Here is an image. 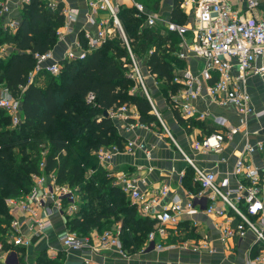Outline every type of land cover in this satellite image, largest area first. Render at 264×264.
Masks as SVG:
<instances>
[{
  "label": "built area",
  "instance_id": "2783aa9c",
  "mask_svg": "<svg viewBox=\"0 0 264 264\" xmlns=\"http://www.w3.org/2000/svg\"><path fill=\"white\" fill-rule=\"evenodd\" d=\"M29 0H20L27 3ZM50 10L58 8L59 0H44ZM135 9L136 15H144L145 24L148 27L161 25L165 31L175 32L179 35V44L176 54L180 60L185 61L183 68H174L169 82L180 86L175 93L166 97L170 106L185 118L197 117L204 119L210 117L214 129L205 133L201 138L191 143L194 150L207 152H221L226 140L242 131L243 136H248V116L252 114L256 119L264 115V109L253 110L251 97L247 90L250 77H260L264 88V0H181L180 7L187 5L191 26L177 23L148 9L137 0H129ZM91 12L104 10L106 19H100L98 27L90 32H84L85 44L77 39L75 51L68 47L60 57H54L51 50L33 54L35 58L34 72H46L56 75L61 68V60L83 59L89 53L100 47L106 40L111 39L116 33L124 41L130 62L128 63V77L134 82L130 93H141L149 102L152 113L159 120L166 137L177 146L183 159L193 170V181L199 185V192L181 199L172 195L166 202L162 200L169 194L167 182L160 185L158 191L152 196L142 191L139 187V175H131L127 172L116 175V184L121 192L128 197L138 211L149 219L154 220V227L148 232L145 245L138 249L141 253L153 243V248L161 250L171 247L158 241V237H167L168 230H177L182 213L194 214L200 203V196L205 197L203 211L214 217L222 219L219 222L222 235L230 237L237 235L243 237L247 231L253 233L255 243L260 244L259 252L249 257L247 264H264V136L262 140L254 143L245 141L241 151L237 155L231 170V179L223 177L217 180L216 173L200 167L181 147H179L166 125L147 89L144 76L141 72L142 63L132 53L119 19L120 4L118 0H88ZM9 11L7 0H0V16ZM64 16V23L57 29V38H63V34L71 30V24L75 20L76 11L72 9L60 10ZM93 23V19H89ZM18 25L16 19L6 21L7 29H14ZM0 45V57L6 51ZM6 46V45H5ZM152 51L150 50V53ZM201 58L203 66L199 71L191 68V60ZM145 65V64H144ZM151 74V73H150ZM151 76L155 79L154 75ZM31 81V78L28 80ZM155 82L157 80L155 79ZM159 82V81H158ZM162 83H167L165 79ZM205 93L211 102L232 105L238 114V123L232 124L227 119L208 115L207 112H198L192 101ZM85 101L94 103L93 92H88ZM134 107L131 103H123L106 109L107 115L113 120L128 121L135 114L130 110ZM0 109L10 117V126L17 127L22 122L20 113V98L14 96L7 87H0ZM133 124L148 127L138 119ZM125 128H128L126 125ZM255 132H258L255 130ZM262 133H264L261 130ZM137 148L143 149L141 143L132 140L123 141L119 146L115 143L101 145L94 150L99 164L108 162L117 152H133ZM48 148L41 143L31 158L38 160L35 172L29 173V185L25 193L19 196H8L4 203L11 213V221L5 241L13 245L26 246L33 236H43L53 227L51 215L57 212L65 217L76 215L85 201L84 193L79 186H71L67 181H59L55 170H46V155ZM146 152V157L148 156ZM259 154V158L256 156ZM257 157V160H254ZM94 172L93 168H87L85 173L89 177ZM113 171H108L110 177H114ZM232 180V181H231ZM201 205V204H200ZM42 210V214H40ZM236 218L237 223L232 226ZM196 222V221H194ZM27 224L28 231L22 232L23 224ZM196 223H194L195 225ZM119 227L106 229L101 232L86 234L64 228L57 233L58 246L45 247L47 257L57 259L60 253L79 251L84 253H102L113 250L122 260L121 264H130L132 255L124 250L119 238ZM208 247L206 243H202ZM212 249V248H210ZM7 252L0 240V253ZM8 253L15 254L13 251ZM21 264H35L24 261Z\"/></svg>",
  "mask_w": 264,
  "mask_h": 264
},
{
  "label": "trees",
  "instance_id": "16d2710c",
  "mask_svg": "<svg viewBox=\"0 0 264 264\" xmlns=\"http://www.w3.org/2000/svg\"><path fill=\"white\" fill-rule=\"evenodd\" d=\"M137 1L145 4V0ZM179 1L173 0L169 19L184 23ZM61 6L50 10L44 0L23 3L13 32L3 26L0 16V45L12 46L6 58L0 57V84L20 98L22 116V122L11 127L9 115L0 109V240L3 248H7L5 238L12 215L4 198L27 191L29 173L38 167V160L31 156L38 143L47 141L46 170H55L59 181L79 186L85 195L79 212L68 219V228L86 234L91 228L103 230L121 219L119 238L124 250L132 254L143 244L154 221L138 215L136 206L111 183V177L98 165L92 151L101 145L120 146L124 140L117 133L114 120L103 114L110 107L131 103L138 109V121L148 126L155 123L159 132L163 128L147 99L139 92L130 93L134 84L128 77L130 60L117 33L83 59L61 60L56 75L41 72L32 82L28 81L35 67L33 54L47 51L57 41L56 31L63 23ZM144 18L143 14L136 15L133 7L120 6L119 19L132 53L137 59L143 57L146 68L157 81L165 79L166 86L174 90L179 84H171L169 80L174 67L183 66L173 55L179 37L175 32L162 34L144 25ZM80 39L85 44L84 38ZM88 92H93L94 103L85 101ZM178 120L184 121L182 117ZM190 120L199 125V121ZM87 168L94 169L89 177L85 176ZM189 172L192 179L193 170ZM41 254L37 264L56 263L44 255L40 257ZM19 261L24 263L21 257Z\"/></svg>",
  "mask_w": 264,
  "mask_h": 264
},
{
  "label": "crops",
  "instance_id": "0c3cea01",
  "mask_svg": "<svg viewBox=\"0 0 264 264\" xmlns=\"http://www.w3.org/2000/svg\"><path fill=\"white\" fill-rule=\"evenodd\" d=\"M58 3L62 5L60 10L62 8L67 10L72 9V11H76V14L75 20L71 24V30L63 34L62 39L59 40L57 38L56 43L48 49L52 51L54 57H60L70 46L76 51L77 48L75 42L77 39L82 43L80 37L84 38V32L86 30L90 32L94 31L98 27L99 20L108 17L107 12L104 10L91 12L88 7V0H59ZM118 3L120 6L132 7L129 0H118ZM159 3L158 9L156 10H154V6H146V3L144 5L151 11H154L167 19L170 18L173 0H170L169 3H167V0H160ZM7 4L9 11L1 17L4 27L7 20L11 18L16 20L19 19L21 7L23 5L20 3V0H7ZM187 7V5H184L183 8L180 7L185 15V21L181 24L190 27L191 19L187 12ZM90 18L93 19V23L90 22ZM62 25L57 29H60ZM153 28L162 34L165 32L161 25H157ZM7 30L13 32L15 28ZM177 36L179 37V35ZM5 44L7 51L11 50L12 46L10 44L7 45V43ZM177 49L178 47L173 51V55L176 59L178 58L176 54ZM166 52H169V50H166ZM180 61H182L183 66H175V69H178L179 67L183 68L186 64L184 60ZM189 63H191V68L194 71H199L203 66L201 60H191ZM146 70L148 71V69ZM37 73L41 72L35 73L33 69L29 73L28 77L29 79L31 78L30 82L37 77ZM42 82L43 80L40 79L39 83ZM147 82L148 86L153 90V93H151V91L149 92L152 99L156 97L158 101L159 94L158 103L159 109H162V112L156 105L155 106L159 111L162 120H164L163 122L167 129L173 135L177 145L181 147L183 151L187 150L191 159H193L200 167L214 171L218 181L223 177L231 179V170L234 161L241 151L245 141L254 143L257 140L263 139L264 133H262L261 130L263 131L264 124H256L257 120L261 117L256 119L250 114L248 116L246 129L249 132L248 136H243L242 131H239L233 135L232 138L225 141L223 149L219 153L194 150L191 147L192 141L201 138L208 132V130H213V121L210 117L204 119L193 117V119L199 121V125L197 126L194 122H190V119L192 118L183 117L177 109H174L168 104L166 97L169 96V94L175 93L180 85L172 90L161 81L155 82L153 77L152 81ZM156 88L158 89L157 92L155 91ZM247 90L251 97L252 109H264V88L261 83V78L250 77L247 83ZM192 104L198 112H207L209 116L214 115L225 118L232 124L238 123V114L232 105H220L211 102L204 92L199 98L193 100ZM130 110L135 114V117L133 119H128V121L114 120L116 130L117 133L124 138L123 141L132 140L137 144L141 143L143 149L137 148L130 153H114L111 159L103 165L99 164L97 161L98 165L104 169L107 176H109L107 174L108 171H113V175L115 174L114 177H111V183L113 184V181H116V175L121 173L127 172L134 176L139 175L141 177V180H139V187L147 194V196H152L158 191L161 184L167 182L169 184V194L162 200V202H166L172 195H176L181 199H187L189 196L198 193L200 189H198V192L196 193L194 190L199 185L193 181V178H190L189 169H191V167L186 160L183 159L177 146L166 137L164 132L158 131L155 123L148 127H142L138 124L129 126L128 122H134L137 119L139 120L138 109L134 106L131 107ZM176 113H178V116ZM181 117L184 120L182 122L178 120ZM263 117L264 115L262 118ZM188 120L190 121L188 122ZM126 125L128 128H125ZM255 130L258 132H255ZM46 147L49 148L47 144ZM146 152L149 153L147 157ZM93 153L94 152L92 151V154ZM256 156L259 158V154ZM257 157H254V160H257ZM185 174H187L186 177ZM113 185L116 186V184ZM125 197L128 199L126 195ZM205 203V197L201 195L200 203L197 205L198 209L194 214L190 215L188 213H182L180 215V222L177 225V230L169 229L167 237L157 238L158 241L166 246L172 245L171 247L168 246L161 250H156L153 247L149 249L145 248L141 253H138L137 250L134 252L135 254L132 255L130 264H247L248 258L256 255L261 246L260 244L255 243L253 233L247 231L243 237H238L237 235L224 237L221 228L219 227V222L222 219L206 214L203 211ZM136 211L140 217H144L137 208ZM39 212L40 214L43 213L42 210ZM68 219H70V217H65L57 212H53L51 215L53 227L51 228L50 233L47 232V234L43 236H33L30 243L26 246H15L11 242H7L8 246L7 248H4L7 252L0 253V264H21L19 257L28 263L31 259L32 262L30 263L37 264L36 262L41 252L42 254L40 257H42V255L47 257L45 247L46 243H49V239L54 238L55 240L57 233L62 232L64 228L68 227ZM194 223L196 224L194 225ZM236 223L237 221L235 218L231 225L234 226ZM116 226L119 227L120 231L121 219L113 221L110 227L106 229H112ZM153 227L154 226H152V228ZM21 229L23 233H26L28 231L27 224L24 223ZM103 230L94 227L91 228L89 232L97 233ZM145 241L140 248L145 245ZM202 243H206L208 247H204ZM8 251H13L15 254L8 253ZM54 260H56L55 264H121L122 262L118 254L113 250L103 251L98 254L70 251L60 253L57 259Z\"/></svg>",
  "mask_w": 264,
  "mask_h": 264
},
{
  "label": "rangeland",
  "instance_id": "374dc122",
  "mask_svg": "<svg viewBox=\"0 0 264 264\" xmlns=\"http://www.w3.org/2000/svg\"><path fill=\"white\" fill-rule=\"evenodd\" d=\"M121 1V0H120ZM128 1V0H127ZM159 1L160 0H146V4L149 6V7H155V9L154 10H156V9H158V6H159ZM170 2V0H167V3H169ZM2 46L1 47H3V48H5L6 46V44L5 43H3V44H1ZM7 45H9V44H7ZM6 56H7V53H6V51L5 52H3V56L1 57L2 59H4V58H6ZM140 59H139V61L141 62V63H144V59H143V57H139ZM194 60H201V58H194ZM140 69H141V72H142V74H143V76H144V81H145V84H146V86H147V89H148V91L150 92L151 91V93H153V90L148 86V82L147 81H152V77H151V74L146 70L147 68L145 67V65L144 64H142V65H140ZM2 85L0 84V87H1ZM155 91L157 92L158 91V89L156 88L155 89ZM156 96V95H155ZM153 101H154V103H155V105L158 107V109H159V103H158V101H159V94H158V101H157V99H156V97H154V99H153ZM159 110H161V112H162V109H159ZM163 115V114H162ZM164 116V115H163ZM165 117V116H164ZM159 121V120H158ZM164 121V120H163ZM264 124V117L262 118H260V119H258L257 120V123L256 124ZM43 138H45V136H42ZM41 139L42 141H44V140H47V139ZM42 143H44V142H42ZM40 144L41 143H38L37 145V148H36V151H37V149H38V147H40ZM46 144H48L47 143V141H45V145ZM185 151V153L187 154V155H189V153H188V151L187 150H184ZM33 153H35V150L33 151ZM8 197V196H7ZM48 233H50V231H48ZM42 238V237H41ZM48 245H53V246H58V243H57V241H56V239L54 240V238H50L49 239V243L47 244L46 243V246H48ZM30 262H32V260L30 259L29 260Z\"/></svg>",
  "mask_w": 264,
  "mask_h": 264
},
{
  "label": "water",
  "instance_id": "95a60500",
  "mask_svg": "<svg viewBox=\"0 0 264 264\" xmlns=\"http://www.w3.org/2000/svg\"><path fill=\"white\" fill-rule=\"evenodd\" d=\"M103 114H104V115H107V112H106V110H104V111H103ZM152 246H153V243H151V244L148 246V248H147V249L151 248Z\"/></svg>",
  "mask_w": 264,
  "mask_h": 264
}]
</instances>
